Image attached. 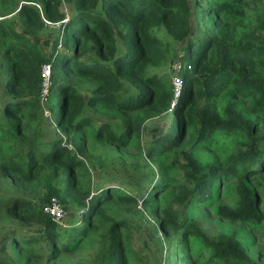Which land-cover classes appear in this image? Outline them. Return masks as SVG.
<instances>
[{
	"label": "trees",
	"instance_id": "trees-1",
	"mask_svg": "<svg viewBox=\"0 0 264 264\" xmlns=\"http://www.w3.org/2000/svg\"><path fill=\"white\" fill-rule=\"evenodd\" d=\"M18 1L16 14L0 19V145L16 146L14 152L0 155V186L6 176L38 180L48 170L60 180L48 185L31 215L37 230L22 235L10 227L1 238L0 264H15L5 253L12 233L18 235L15 244L45 263L75 252L86 238L96 236L105 246L96 264H127L126 240L140 224L119 212L129 214V205L138 200L156 203L168 186L155 181L147 167V183L135 193L101 186V179L87 201L89 168H94L88 161L95 155L93 143L124 145L142 134L147 120L168 112L174 100L173 76L181 78L183 87L170 111L172 123L153 136L145 152L149 157H170L183 144L185 131L191 130L194 145L219 149L224 163L204 166L191 151L183 152L184 165L170 157L186 169L177 183L180 197L187 201L185 213L160 206L152 216L161 230L174 231L177 241L201 239L197 253L188 252L191 261L207 254L210 262L219 264H258L234 234L207 237L187 206L193 199L214 205L219 182L238 173L233 205H216V215L264 236V183L245 180L264 173V128L250 114L264 112V13L236 27L234 34L230 25L244 18L234 1L209 4L203 23L192 18L189 0H36L37 7ZM62 1L72 7L68 17L60 8ZM55 23L56 28L50 27ZM46 30L53 31L41 39L48 53L32 39ZM172 61L181 67L171 69ZM44 64L50 65L53 81L46 106L64 137L51 127L45 137L34 132L45 126L40 98ZM238 97H248V105ZM101 108L114 111L118 124L96 122L90 115L98 116ZM52 197L79 209L68 228L43 211ZM19 198L0 187L1 211L18 213ZM178 248L184 253L187 246L180 241Z\"/></svg>",
	"mask_w": 264,
	"mask_h": 264
},
{
	"label": "rangeland",
	"instance_id": "rangeland-1",
	"mask_svg": "<svg viewBox=\"0 0 264 264\" xmlns=\"http://www.w3.org/2000/svg\"><path fill=\"white\" fill-rule=\"evenodd\" d=\"M34 1L19 0L18 5L24 2H31L34 6H38ZM192 9V18L203 23L206 21V8L209 4L223 1L236 3L244 12L243 22L230 25L229 30L234 31L236 27H243L246 24L254 22L255 17L264 13V0H189ZM16 0H0V19L4 17L11 18L16 14L17 9L14 8ZM199 2V3H198ZM61 10L68 17L72 10L69 2L62 1ZM193 21V20H192ZM58 23L51 24L50 27H57ZM15 29L19 31L18 24L15 25ZM52 30H46L39 35L32 37V39L40 44L45 53H48L50 48L41 44L42 37H51ZM235 34V33H234ZM2 46L0 45V51ZM176 61L170 63L171 69L178 68ZM53 85V81H52ZM52 89V86H51ZM50 89V90H51ZM49 97V95H48ZM243 106L248 105V97H238ZM48 100V98H47ZM44 103V115L45 118L44 128L40 127L39 132L34 129L39 137H45L50 127L56 131V133L64 137L61 134V129L55 123L54 113L51 114L49 108L46 106L48 101ZM46 113L49 115H46ZM99 113V112H98ZM252 117L259 121L258 127L264 128V112L250 113ZM116 113L110 109L101 108L99 115H90L96 119L99 123H111L117 125L119 120L115 119ZM173 114L170 111L157 115L156 117L147 120L143 126V132L140 136L134 137L132 141L124 145H114L105 143L103 140H99L93 143L95 155L90 158L88 164L91 162L94 168H89V174L91 175V191L87 197V201L90 200L95 193L96 185L102 183L101 186H119L124 190L135 193L138 191V187L146 184L147 180L144 178V174L148 170H152L155 174L153 179L157 182L163 181L167 189L163 192L156 203L148 202L144 203L138 200L137 205L130 204L132 209L129 214L123 211L119 212V215L124 218L132 220L137 219L140 224V228L137 230L132 229L131 236L126 240V254L127 264H219L209 261L206 258L207 254L197 256L191 261L188 252L191 255L197 253L198 248L202 245V241L199 237L191 240H180L187 246L184 253L178 248L180 241L176 240V233L171 230H161L156 221V216H152V211L156 207L165 206L171 207V209L178 211L179 213H185L186 199L181 198L179 195V186L177 183H181L185 177V171L180 165L186 163V158L183 152H192L194 156L204 166L213 164L215 166L222 165L224 163V155L219 149L212 147H200L194 145V135L191 130L185 131V137L182 140L183 144L176 147L172 151L170 157H174L179 160L180 165H177L175 160L165 154L149 157L145 152L146 144L152 140L154 135L159 134L161 131H167L172 123ZM43 124V122H42ZM65 139V138H64ZM229 140L225 143H228ZM92 139L88 137L87 144H91ZM72 148V147H71ZM15 145L2 144L0 145V155H8L14 152ZM147 167L148 170H147ZM151 168V169H150ZM48 174V175H47ZM151 175V172L148 173ZM235 177H240L238 173L231 175V177L219 182V188L215 194V204L212 206L202 205L199 201L191 200L187 210L189 216L192 217L196 223L204 230L207 237L216 239L226 234H234L235 237L244 245L248 254L258 263L264 264V236L259 230L248 228L242 224L231 223L223 220L216 215V205L222 204L231 206L234 203V189L237 184ZM53 179V181H52ZM106 179V180H105ZM59 176L55 172L46 174L38 180L23 181L19 177L9 175L2 180L0 187L4 189L6 193H10L14 196L20 197L22 201V208L16 214H5L0 209V240L3 236L8 234L10 227L16 232L22 235L30 234L33 230H37L39 225L36 224L31 215L35 212L36 205L40 204L42 197L46 193L48 185L53 182H57ZM250 183L261 182L264 183V173L258 175L250 180L245 179ZM153 181L154 185L156 182ZM172 181V183H169ZM172 185V186H169ZM64 216L56 222L60 227H66L71 223V219L78 218L79 209L74 204L65 205L60 203ZM124 206V205H123ZM260 212L264 214V199L261 201ZM139 213L143 215V218H139ZM12 225V226H11ZM11 229V228H10ZM17 233L10 234L7 243L6 254L11 257L15 264H96L102 260L104 255V249L100 240L96 236H90L86 238L75 250V252L65 253L56 262L45 263L44 260H36L31 257V252L22 244H15L17 240ZM160 244L162 247H160ZM0 243V249H1ZM184 258V260H182Z\"/></svg>",
	"mask_w": 264,
	"mask_h": 264
},
{
	"label": "built area",
	"instance_id": "built-area-1",
	"mask_svg": "<svg viewBox=\"0 0 264 264\" xmlns=\"http://www.w3.org/2000/svg\"><path fill=\"white\" fill-rule=\"evenodd\" d=\"M175 63L178 64V68L175 70H178L181 67V64L177 61ZM41 78L40 98L42 102L46 103L52 86L51 67L49 64H44L41 67ZM172 84L174 87V100L171 102L169 111L173 109L175 105V98L180 95V90L183 87V82L179 76H173ZM46 115H49V113H46ZM43 211L55 222H59L64 216L63 208L58 199L55 197H52L46 204H44Z\"/></svg>",
	"mask_w": 264,
	"mask_h": 264
}]
</instances>
